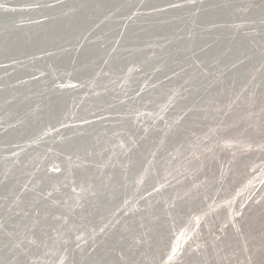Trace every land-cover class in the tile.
Listing matches in <instances>:
<instances>
[{
  "label": "rangeland",
  "instance_id": "obj_1",
  "mask_svg": "<svg viewBox=\"0 0 264 264\" xmlns=\"http://www.w3.org/2000/svg\"><path fill=\"white\" fill-rule=\"evenodd\" d=\"M79 7L86 16L48 44L0 54V78L14 79L0 103L21 96L20 77L31 108L73 96L19 145L29 152L13 181L26 195L0 215V264H264V0ZM72 140L85 145L67 152Z\"/></svg>",
  "mask_w": 264,
  "mask_h": 264
},
{
  "label": "bare ground",
  "instance_id": "obj_2",
  "mask_svg": "<svg viewBox=\"0 0 264 264\" xmlns=\"http://www.w3.org/2000/svg\"><path fill=\"white\" fill-rule=\"evenodd\" d=\"M46 0H0V54H5L6 52L10 51L11 49H16L20 52V50L27 46V45H33L34 43L36 44L37 48L40 47L44 42H46L47 39V34L50 32L51 34L54 33V29L58 30V29H63L62 27H65L67 30H70L73 26L76 27L75 25L79 24L82 16H86L85 14L81 16V9L83 7H81L80 9V5H82L84 2H87L88 0H71L72 2L70 3L71 5H66L65 4V0H56L57 2H59L58 4L56 3V1L54 3H56L57 5L53 4V3H49V5L47 3H45ZM48 1V0H47ZM100 1V0H99ZM51 2V1H50ZM102 2V1H101ZM104 2V0H103ZM103 4V3H102ZM53 6V7H52ZM87 5H84V8ZM221 7V5H219ZM8 7V9H6ZM56 7H60V9H73L74 11H70L69 15H61L60 13V9L59 10H51V8H56ZM224 7V6H223ZM36 9L38 10H42V12L45 10V14L39 15L37 14L35 11ZM111 9V8H109ZM86 10V9H85ZM83 11V10H82ZM41 12V11H40ZM86 12H88L86 10ZM105 12V11H104ZM84 13V12H82ZM89 13V12H88ZM87 13V15H89ZM108 13V12H107ZM17 16V18H15ZM47 20H53L54 22H49ZM84 20V19H83ZM90 24L91 21L87 20ZM85 22V21H84ZM87 23V22H86ZM87 23V24H89ZM50 24H52L53 26H51ZM85 24V23H84ZM86 26V25H85ZM92 26V25H91ZM90 26V27H91ZM83 27V26H81ZM89 27V28H90ZM70 28V29H68ZM27 29V33L23 34V31ZM86 30V29H85ZM101 30V28L99 29ZM29 31V32H28ZM64 31V29H63ZM67 32V31H65ZM72 32V31H71ZM81 32V31H80ZM78 32V33H80ZM60 33V32H59ZM70 33V32H69ZM75 33V32H74ZM73 33V34H74ZM68 34V33H67ZM71 34V33H70ZM69 34V35H70ZM114 34V33H113ZM56 35V34H55ZM106 35V34H105ZM108 35V33H107ZM61 36V33H60ZM77 36V35H76ZM75 36V37H76ZM53 40H55L56 42L58 41V37L53 36ZM63 37V35L61 36ZM60 37V38H61ZM66 37V36H65ZM64 37V38H65ZM50 38H52L50 36ZM74 38V36H73ZM78 38V37H77ZM105 38V37H104ZM103 38V39H104ZM122 38V37H121ZM61 40V39H60ZM70 40V39H69ZM81 40V39H80ZM50 41V40H49ZM54 41V42H55ZM23 42V43H22ZM69 42V41H68ZM47 43V42H46ZM51 43V42H50ZM22 44L23 46L21 47V49L18 48V46ZM48 44V43H47ZM56 44V43H55ZM68 44V43H66ZM65 44V45H66ZM61 45V44H60ZM46 47V45H44ZM64 46V45H62ZM43 47V46H42ZM49 47V46H47ZM55 47V46H54ZM44 48V47H43ZM225 48V47H224ZM52 49V46H51ZM59 49V47H58ZM57 49V50H58ZM33 50V49H32ZM42 50V48H41ZM40 50V51H41ZM44 50V49H43ZM42 50V51H43ZM48 50V49H47ZM56 50V49H55ZM80 50V49H79ZM83 50V49H82ZM92 50V49H91ZM17 51V52H18ZM26 51V50H25ZM36 51V50H35ZM46 51V50H45ZM65 51V50H64ZM16 52V53H17ZM28 52V51H27ZM30 52V51H29ZM51 52V51H50ZM55 52V51H54ZM59 52V51H58ZM57 52V53H58ZM220 52V51H219ZM13 53H15V51H13ZM31 53V52H30ZM39 53V52H38ZM49 53V51H48ZM229 53V52H227ZM226 53V54H227ZM46 54V53H45ZM82 54V53H81ZM15 54H13L12 56H14ZM25 55V54H23ZM34 55V52H33ZM37 55V53H36ZM40 55V53H39ZM50 55V54H49ZM59 55V53H58ZM85 55V54H84ZM234 55V54H233ZM237 55V54H236ZM26 56V55H25ZM47 55H44V57ZM55 55H53L52 57H54ZM83 56V55H82ZM82 56L80 55V57L82 58ZM17 57V56H16ZM19 57V56H18ZM30 57V56H29ZM33 57V56H32ZM32 57H30V59L34 60ZM1 58V57H0ZM4 57H2L3 59ZM21 58V57H19ZM25 58V57H24ZM74 58V57H73ZM78 58V57H77ZM18 59V58H17ZM38 59V58H37ZM40 59V57H39ZM47 59V58H46ZM50 59V58H49ZM52 59V58H51ZM59 59V58H58ZM57 59V60H58ZM6 60V59H5ZM4 60V62H5ZM20 60V59H19ZM22 60V59H21ZM20 60V61H21ZM28 60V59H27ZM41 60V59H40ZM55 60V59H54ZM56 60V61H57ZM70 60V59H69ZM76 60V59H75ZM81 60V59H80ZM87 60V59H86ZM91 60V59H88ZM218 60V59H215ZM214 60V61H215ZM220 60V59H219ZM24 61V60H23ZM43 61V60H42ZM51 61V60H50ZM64 62H66V60H63ZM22 62V61H21ZM46 62V61H45ZM55 62V61H54ZM60 62H62L60 60ZM70 62V61H69ZM3 63V62H2ZM1 63V64H2ZM7 63V62H6ZM19 63V62H18ZM23 63V62H22ZM29 63V62H28ZM34 63V62H33ZM51 63V62H50ZM58 63V62H56ZM229 63V62H228ZM36 64V63H35ZM66 64V63H65ZM84 64V63H83ZM217 64V63H216ZM227 64V63H226ZM4 65V64H3ZM10 65V64H9ZM8 65V66H9ZM12 65V64H11ZM18 65V64H17ZM27 65V64H26ZM39 65V63H38ZM49 65V64H48ZM53 65V64H52ZM232 65V64H231ZM14 66V65H13ZM58 67V71L63 70V64H59L57 65ZM66 66V65H65ZM82 66V65H81ZM80 66V67H81ZM1 67V66H0ZM3 67V66H2ZM19 67V66H18ZM27 67V66H26ZM29 67V66H28ZM35 67V66H34ZM44 67V66H42ZM52 67V66H51ZM50 67V68H51ZM54 67V66H53ZM67 67V66H66ZM78 67V66H77ZM11 68V67H10ZM10 68L7 69H3V72H8L9 70H11ZM23 68V67H22ZM48 68V67H47ZM55 68V67H54ZM26 69V68H25ZM24 69V70H25ZM41 69V68H39ZM79 69V68H78ZM13 70V69H12ZM18 70V69H16ZM23 70V69H22ZM28 70V68H27ZM45 70V69H44ZM49 70V69H48ZM56 70V69H55ZM54 70V71H55ZM240 70V69H239ZM1 71V70H0ZM39 71V70H38ZM47 71V70H46ZM45 71V72H46ZM51 71V70H50ZM53 71V72H54ZM57 71V70H56ZM66 71V70H63ZM79 71V70H78ZM90 71V70H89ZM2 72V73H3ZM17 72V71H16ZM24 72V71H23ZM37 72V71H36ZM44 72V71H42ZM71 72V71H70ZM81 74L82 71L80 70ZM240 72V71H239ZM1 73V72H0ZM4 73V74H5ZM15 73V72H14ZM31 73V72H30ZM74 73V72H73ZM78 73V72H76ZM10 74V72H9ZM13 74V73H12ZM61 74V73H60ZM65 74V73H64ZM72 74V72H71ZM79 73V75H81ZM84 74V73H83ZM6 75V74H5ZM45 75V74H44ZM52 75V74H50ZM78 75V76H79ZM89 75V74H88ZM1 76V75H0ZM36 76V75H35ZM69 76V75H68ZM72 76V75H71ZM74 76V75H73ZM77 76V77H78ZM11 77V76H10ZM52 77V76H51ZM85 77V76H84ZM65 78V77H64ZM81 78V77H80ZM39 79V78H38ZM55 79V78H54ZM69 79V78H68ZM72 79V77H71ZM2 79L0 78V87L3 85V82H11L14 81V79H12L11 81L10 78L8 76H6L2 81ZM26 80V77H20L19 79H17V81H19V83H13V84H17V86H12L11 88H16L18 90V92H20L21 96H16L17 94L14 93L12 94V96L7 97L6 99H3V101L0 103V113L1 115H6L9 117V119L11 120H6L4 121V125L5 127L3 128L4 131L8 132L11 136L9 138H7L6 143H2L0 142V185L3 186V184L5 185V188L0 187V215L2 216L5 211L7 206H9V202L13 201L14 199L18 198V197H23L26 195V192H20L18 190H16L15 186V182L13 181L14 176H16V173L22 169L21 166V162H23L22 160H24L28 154L27 151L23 150V147H19V145L23 144V141L28 140L27 137L30 136V133L36 132L38 129L40 130L41 128H43L44 126H46V124H48L49 122H52L54 119H57L60 114L65 111L68 107V102H64L65 99H71L70 98L72 95L71 93L66 94V97L63 96V103L62 102H55V98L56 96H53V98L51 99H44V101L47 102H43L42 100V96L40 99H42L41 101L43 102V104H39L38 106L35 107H29L32 105L31 101L35 98L32 97V95H30V93H26L24 92L21 88H17L19 87L24 81ZM33 80V79H32ZM59 80V79H58ZM78 80V79H77ZM27 81V80H26ZM31 81V80H30ZM40 81V80H39ZM46 81V80H45ZM61 81V80H60ZM236 81V80H235ZM33 82V81H32ZM54 82V81H53ZM57 82V81H56ZM59 83V82H58ZM57 83V84H58ZM53 84V83H52ZM39 85V83H38ZM45 85V84H44ZM54 85V84H53ZM56 85V84H55ZM54 85V86H55ZM6 86V85H5ZM10 86V85H9ZM27 86V85H26ZM31 86V85H30ZM44 87V86H43ZM49 87V86H48ZM48 87L46 89H48ZM53 87V86H52ZM222 87V86H221ZM8 88V87H7ZM25 88V86H24ZM51 88V86H50ZM33 89V88H32ZM41 90V89H39ZM43 91H45V88L42 89ZM58 90V89H57ZM64 90V89H63ZM71 90V89H70ZM42 91V92H43ZM69 91V90H68ZM67 91V92H68ZM214 91V90H213ZM5 92V90H4ZM15 92V91H14ZM70 92V91H69ZM74 92V91H73ZM2 93V92H1ZM0 93V95H1ZM50 93V92H49ZM7 94H11L10 92H7ZM62 94V93H61ZM60 94V95H61ZM64 94V93H63ZM41 95V93L37 96ZM59 95V96H60ZM74 95V93H73ZM34 96V95H33ZM36 96V95H35ZM49 96V95H48ZM51 96V93H50ZM65 97V99H64ZM4 98V97H3ZM49 98V97H48ZM57 99V98H56ZM58 100V99H57ZM217 100V99H216ZM34 102V101H33ZM39 102V101H38ZM55 103V104H53ZM62 103V104H61ZM53 104V105H52ZM59 104V105H58ZM5 114H4V113ZM41 112V113H38ZM44 113V114H43ZM70 113V112H69ZM42 114V116L40 115ZM60 118V117H59ZM60 120V119H59ZM73 121V120H72ZM56 125V124H55ZM3 126V125H2ZM96 127V126H95ZM93 128V127H92ZM94 130V129H93ZM99 130V129H98ZM54 132V131H53ZM92 132V130H91ZM93 133V132H92ZM95 133V132H94ZM89 134V133H88ZM35 135V134H34ZM66 135V134H65ZM75 135V134H74ZM80 135V134H79ZM90 135V134H89ZM87 135V136H89ZM94 135V134H93ZM83 136V135H82ZM48 137V136H47ZM54 137V136H53ZM71 137V136H70ZM86 137V136H85ZM94 137V136H93ZM92 137V138H93ZM26 138V139H25ZM51 138V137H50ZM87 138V137H86ZM90 138V137H89ZM35 139V138H34ZM51 140V139H49ZM58 140V139H57ZM82 140V139H81ZM44 141V140H42ZM46 141V140H45ZM83 141V140H82ZM85 141V140H84ZM60 142V141H59ZM68 142V144H67ZM65 144H67L66 150L67 152H69V150H72L71 152H73V150H76V148H78L79 146L85 145V144H92L93 142H91V140L86 139L85 144H81L75 141H67ZM39 144V143H38ZM41 144V143H40ZM60 144V143H59ZM3 145V148H1ZM10 145V146H9ZM58 145V144H56ZM94 145V143L92 144ZM5 146H9L11 147V149H6L3 150L5 148ZM62 146V145H61ZM65 146V145H64ZM26 147V145H25ZM36 147V146H35ZM28 148V147H27ZM37 148V147H36ZM53 148V147H52ZM94 148V147H93ZM30 149V147H29ZM63 149V148H62ZM61 149V150H62ZM80 149V148H78ZM82 149V148H81ZM17 150V153L15 154V162L17 161V163L15 164V167L12 164V159L6 155V152L9 154L14 153ZM34 150V149H33ZM38 150V149H37ZM60 150V151H61ZM96 150V149H95ZM93 151V150H92ZM11 152V153H10ZM32 153V152H31ZM63 161V160H62ZM70 161V160H69ZM65 165V164H64ZM26 169V168H25ZM136 172V171H135ZM20 173V172H19ZM17 173V174H19ZM61 174V173H60ZM59 174V175H60ZM131 175V174H130ZM62 176V175H61ZM134 176V175H132ZM131 176V177H132ZM22 177V176H21ZM58 177V176H57ZM20 178V177H19ZM18 178V179H19ZM105 178V177H104ZM24 179V178H23ZM16 180V179H15ZM20 186V185H19ZM26 186V185H25ZM4 187V186H3ZM21 187V186H20ZM133 187V186H132ZM2 188V189H1ZM44 188V187H43ZM150 188V187H149ZM45 190V189H44ZM128 190V189H127ZM144 191V190H143ZM127 194V193H126ZM30 196V195H29ZM28 196V198H29ZM45 197V196H44ZM122 197V196H121ZM26 198V199H28ZM103 200V199H102ZM107 203V202H106ZM119 203V202H118ZM105 204V203H104ZM110 204V203H109ZM107 205V204H105ZM112 205V204H111ZM42 206V205H41ZM114 206V205H113ZM57 207V206H56ZM115 207V206H114ZM119 207V206H118ZM187 207V206H186ZM115 209V208H114ZM112 210V209H111ZM109 214V213H108ZM40 217V216H39ZM18 218V217H17ZM4 220V218H3ZM123 220V219H122ZM121 220V221H122ZM5 221V220H4ZM124 221V220H123ZM19 222V221H18ZM125 222V221H124ZM8 223V222H7ZM16 223V222H15ZM129 223V222H128ZM4 227V222L0 220V244H1V240L3 239L2 237H4V232L2 231V228ZM13 227V226H12ZM114 227V226H113ZM8 229H12V228H8ZM15 229V228H13ZM112 229V228H111ZM115 229V228H114ZM7 231V230H6ZM115 231V230H114ZM119 233V232H118ZM13 234V232H12ZM18 235V234H17ZM112 235V234H111ZM119 236V235H118ZM11 237V236H10ZM42 237V236H41ZM5 238V237H4ZM7 238V237H6ZM12 239V237H11ZM41 239V238H40ZM13 240V239H12ZM16 240V239H15ZM4 241V240H3ZM10 241V240H9ZM5 244V243H4ZM3 244V245H4ZM91 244V243H90ZM99 244V243H98ZM2 245V246H3ZM83 245V244H82ZM87 245V244H84ZM0 245V260L7 255L10 254H6L4 252V247H2ZM10 246V245H9ZM100 246V244H99ZM6 248H9L8 246H5ZM88 247V246H87ZM93 247V246H91ZM89 247V248H91ZM5 248V249H6ZM99 248V247H98ZM85 249V248H84ZM87 250V249H86ZM96 250V249H95ZM8 251V249H7ZM91 251V250H90ZM99 252V250H97ZM87 252V251H86ZM97 252V253H98ZM37 253V252H36ZM92 253V252H91ZM33 254V253H30ZM82 254H86L85 251ZM106 255V254H105ZM88 256V255H87ZM73 257V256H72ZM85 257V255H84ZM92 257V255H91ZM118 257V256H117ZM105 258V257H104ZM74 259V258H73ZM76 259V258H75ZM6 260V259H5ZM92 260V258H91ZM112 260V259H111ZM118 260V259H117ZM116 260V261H117ZM110 261V260H109ZM113 261V260H112ZM1 262V261H0ZM74 262V260H73ZM90 264V261H89ZM103 264V262H102Z\"/></svg>",
  "mask_w": 264,
  "mask_h": 264
},
{
  "label": "water",
  "instance_id": "obj_3",
  "mask_svg": "<svg viewBox=\"0 0 264 264\" xmlns=\"http://www.w3.org/2000/svg\"><path fill=\"white\" fill-rule=\"evenodd\" d=\"M59 105V104H58Z\"/></svg>",
  "mask_w": 264,
  "mask_h": 264
}]
</instances>
